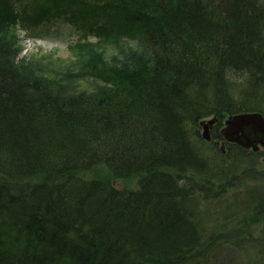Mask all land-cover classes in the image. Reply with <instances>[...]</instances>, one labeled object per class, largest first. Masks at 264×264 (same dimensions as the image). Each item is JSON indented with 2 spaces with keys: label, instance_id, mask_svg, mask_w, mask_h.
Masks as SVG:
<instances>
[{
  "label": "trees",
  "instance_id": "obj_1",
  "mask_svg": "<svg viewBox=\"0 0 264 264\" xmlns=\"http://www.w3.org/2000/svg\"><path fill=\"white\" fill-rule=\"evenodd\" d=\"M52 21L99 43L139 38L146 55L93 69L111 88L59 96L22 78L0 43V264H232L222 244L238 231H213L200 205L245 176L264 181L259 154L229 144L218 179L188 128L264 114V0H0V33ZM98 165L109 179L81 177ZM130 177L138 192L113 185ZM252 196L223 223L261 219L264 190Z\"/></svg>",
  "mask_w": 264,
  "mask_h": 264
},
{
  "label": "rangeland",
  "instance_id": "obj_2",
  "mask_svg": "<svg viewBox=\"0 0 264 264\" xmlns=\"http://www.w3.org/2000/svg\"><path fill=\"white\" fill-rule=\"evenodd\" d=\"M85 34L84 31L73 24L63 21H52L43 22L36 27L32 26L25 30L12 28L10 31L0 33V43L10 47L11 63L16 67L18 73L22 75V78H27L30 83H35L43 88L49 85L48 88H52L55 91L54 93L59 96L94 95L106 88H111V84H106V81L96 76L92 70L122 72V70L134 68L135 62L146 55V49L139 38L124 39L119 42L104 40L99 43L96 35ZM78 42H88V44L76 47L75 45ZM236 98L237 101L241 99L239 95H236ZM261 107H264V103ZM261 114L264 115L263 113ZM230 117L228 116L221 126H219L216 118L217 123L214 124L210 131V141L204 139L205 130L201 123L212 120L215 117L211 116L200 120L197 128H188L190 131L189 135L192 136L193 145L191 144V147H193V155H196L197 159L200 156H205L202 160H209V166L215 164L217 166V171L215 172L218 173H216L218 179L221 173L225 172L222 160L227 153L229 144L238 145L227 141L223 135L226 122ZM223 144H225V150H222ZM238 146L248 151L246 152L247 155H245L248 158L253 157L249 151L259 154L257 170L264 175V149L260 147L258 151H254L253 148L246 149L240 145ZM260 151L261 153H259ZM232 164L231 169L235 164L234 158ZM110 174L111 170L108 167L98 165L91 171L81 173V177L86 181L95 179L107 180ZM263 178L262 180H264ZM239 179L242 182L243 172L239 174ZM252 179L245 176V182L242 185L237 184L238 189L229 190L225 200L220 204L215 202V205L211 206V210H209V206L212 203L208 201L204 200L200 205L202 214L209 212V214H212L211 216L215 217L212 218L213 222L210 221L209 223L213 231L220 233L222 236L229 232L238 231L234 238L231 239L232 241L225 240L222 244L225 248L223 250L224 254H228V257L230 256L232 264H264V255L261 254V246H258L261 242H264V216L259 219L260 217L254 214L253 216L255 217H253L252 221L246 218L248 222L240 217H235L231 220L232 222H229L228 220L230 219L228 218L226 220L228 223H223L225 220L224 215L240 206L236 208V201L239 200V203L246 202L254 198L252 196L253 193H261L264 190V181ZM226 181H231V178L226 179ZM113 185L120 190L138 192L141 189L137 177L116 179ZM251 192H253L252 195ZM248 203L251 207L255 201L252 200L251 203L248 201ZM215 222L218 223L215 224ZM235 242L239 243L240 251L232 250L231 252L228 247Z\"/></svg>",
  "mask_w": 264,
  "mask_h": 264
},
{
  "label": "water",
  "instance_id": "obj_3",
  "mask_svg": "<svg viewBox=\"0 0 264 264\" xmlns=\"http://www.w3.org/2000/svg\"><path fill=\"white\" fill-rule=\"evenodd\" d=\"M216 123V118L201 123L205 130L204 139L211 140L210 131ZM223 135L227 141L246 149L253 148L254 151H258L260 147L264 149V115L261 113L232 115L226 122ZM222 150H225V144Z\"/></svg>",
  "mask_w": 264,
  "mask_h": 264
}]
</instances>
